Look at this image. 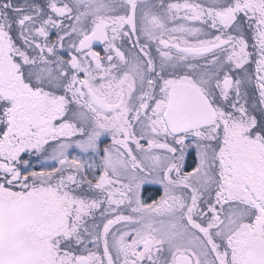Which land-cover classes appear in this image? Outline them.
I'll list each match as a JSON object with an SVG mask.
<instances>
[{
    "label": "snow or ice",
    "instance_id": "snow-or-ice-1",
    "mask_svg": "<svg viewBox=\"0 0 264 264\" xmlns=\"http://www.w3.org/2000/svg\"><path fill=\"white\" fill-rule=\"evenodd\" d=\"M0 264H264V0H0Z\"/></svg>",
    "mask_w": 264,
    "mask_h": 264
}]
</instances>
